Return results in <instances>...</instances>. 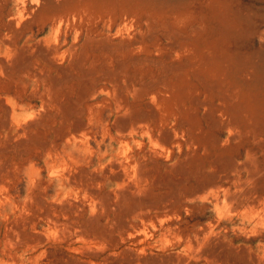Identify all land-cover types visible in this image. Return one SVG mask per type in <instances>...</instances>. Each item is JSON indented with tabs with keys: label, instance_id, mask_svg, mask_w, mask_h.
<instances>
[{
	"label": "rangeland",
	"instance_id": "obj_1",
	"mask_svg": "<svg viewBox=\"0 0 264 264\" xmlns=\"http://www.w3.org/2000/svg\"><path fill=\"white\" fill-rule=\"evenodd\" d=\"M0 264H264V0H0Z\"/></svg>",
	"mask_w": 264,
	"mask_h": 264
},
{
	"label": "bare ground",
	"instance_id": "obj_2",
	"mask_svg": "<svg viewBox=\"0 0 264 264\" xmlns=\"http://www.w3.org/2000/svg\"><path fill=\"white\" fill-rule=\"evenodd\" d=\"M71 168V167H70Z\"/></svg>",
	"mask_w": 264,
	"mask_h": 264
}]
</instances>
